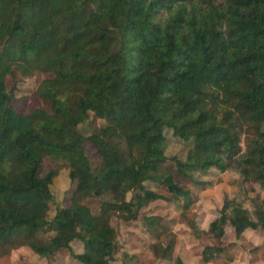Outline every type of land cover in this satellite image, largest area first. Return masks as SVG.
<instances>
[{"label":"trees","instance_id":"1","mask_svg":"<svg viewBox=\"0 0 264 264\" xmlns=\"http://www.w3.org/2000/svg\"><path fill=\"white\" fill-rule=\"evenodd\" d=\"M15 70L42 74L37 95L48 107L15 110L6 89ZM91 112L105 123L85 135L79 125ZM234 114L255 135L244 153ZM166 128L189 142L184 161L165 154ZM87 139L101 158L96 170ZM46 157L64 160L76 184L51 218L57 170L40 174ZM169 162L177 176L214 167L239 173L244 192L249 181L264 186V0H0V245L39 255L66 248L78 264H111V217L134 220L142 205L163 198L145 182L188 209L189 189L157 173ZM129 193L128 200L102 198ZM249 200L254 218L227 197L208 230L190 221L193 233L222 238L228 225L235 237L248 228L264 232V198ZM143 220L159 239L150 246L154 256L170 259L173 241L160 242L163 219ZM42 229L72 235L43 240ZM73 239L81 252L70 248Z\"/></svg>","mask_w":264,"mask_h":264},{"label":"rangeland","instance_id":"2","mask_svg":"<svg viewBox=\"0 0 264 264\" xmlns=\"http://www.w3.org/2000/svg\"><path fill=\"white\" fill-rule=\"evenodd\" d=\"M42 77L41 73L23 75L19 70L7 76L6 89L12 95L11 103L17 112L27 113L37 107H48V103L37 95L38 84ZM234 115L236 118L234 117L233 120H236L240 133L241 151L244 153L251 140L255 139V135L241 116ZM104 123V119L96 117L91 112L87 120L79 125V129L85 135H91L97 133ZM164 134L165 154L184 161L190 147L189 142L175 136L168 128L165 129ZM84 151L91 158L92 167L96 170L101 158L97 154L95 144L87 139ZM48 168L57 170V175L50 185L53 198L49 204L48 217L51 218L57 208L69 204V196L76 184L70 179L69 166L64 160L46 157L40 174ZM157 173L162 177L171 174L179 185L189 189L191 202L188 209L182 207L183 199L172 197L165 187L145 182L149 190L160 193L163 198L142 205L138 217L134 220L123 221L116 216L111 217V224L117 230V251L111 264H177L176 257H179L183 264H264V232L261 229L248 228L239 237H235L233 228L228 225L222 238H214L203 234L196 236L190 227V221L195 220L201 232L208 230L209 223L219 216L223 200L227 197L239 201L253 217V205L249 197L263 199L264 186L249 181L245 183L247 191L244 192L239 173L231 170L221 171L214 167L204 172L192 171L190 178L177 176L173 162L163 165ZM201 181L205 184H200ZM130 197V193L102 196L104 199L110 198L115 201L128 200ZM87 204L96 211V199L88 200ZM149 215L161 217L166 225L160 242L165 245L168 240L173 241L170 259L157 258L150 249V246L159 239L144 225L143 217ZM37 235L43 240L53 237L62 240L72 235V231L55 232L42 229ZM69 245L75 253L83 249L82 243L76 239L71 240ZM206 245L210 250L204 249ZM70 254L68 249L63 248L51 254L39 255L26 245L1 244L0 264H78Z\"/></svg>","mask_w":264,"mask_h":264}]
</instances>
